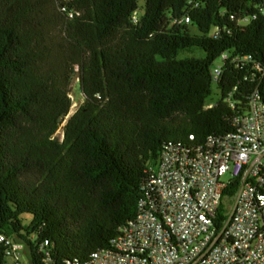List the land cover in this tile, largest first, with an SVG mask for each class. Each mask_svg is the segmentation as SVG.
<instances>
[{
  "label": "trees",
  "instance_id": "16d2710c",
  "mask_svg": "<svg viewBox=\"0 0 264 264\" xmlns=\"http://www.w3.org/2000/svg\"><path fill=\"white\" fill-rule=\"evenodd\" d=\"M139 2L0 0V234L30 246L33 264L112 248L162 152L231 132L227 94L258 83L226 60L220 99L206 106L222 54L264 64V0H146L142 15ZM195 48L205 56L177 59ZM75 77L85 102L66 121Z\"/></svg>",
  "mask_w": 264,
  "mask_h": 264
},
{
  "label": "built area",
  "instance_id": "2783aa9c",
  "mask_svg": "<svg viewBox=\"0 0 264 264\" xmlns=\"http://www.w3.org/2000/svg\"><path fill=\"white\" fill-rule=\"evenodd\" d=\"M183 21L190 19L177 22ZM226 60L245 70V82H258L240 99L234 98L239 85L227 94L233 130L210 135L192 151L166 148L149 168L148 196L118 228L112 248L67 264H264V64L226 52L211 70L216 87ZM231 187L232 196L224 197ZM226 199L233 201L230 209L223 207ZM0 245L2 264H30L23 240L0 234ZM47 246L40 243L38 251L50 261Z\"/></svg>",
  "mask_w": 264,
  "mask_h": 264
},
{
  "label": "rangeland",
  "instance_id": "374dc122",
  "mask_svg": "<svg viewBox=\"0 0 264 264\" xmlns=\"http://www.w3.org/2000/svg\"><path fill=\"white\" fill-rule=\"evenodd\" d=\"M146 5V0H140L139 2V14L142 15L144 13V8ZM191 31L195 34H198V30L196 27H191ZM205 56V53L198 49H192L191 51H183L181 52L177 59H185V58H189V57H197V58H202ZM69 97L72 101V108L70 110V113L68 115V117L66 118V121L69 119L70 116H72L74 114V112L85 102V96L83 95L81 89H80V85H79V78L75 77L72 81V84L70 86V90H69ZM220 99V93L217 89V87L215 85H213L212 88V94L207 98L206 100V106H209L211 104L216 103L217 101H219ZM65 121V122H66ZM57 138H60L61 140L63 139V131L62 129H60L57 134H56ZM233 205V201L231 199H226L224 202L223 207H225L226 209H230V207ZM25 219L27 220V222H29L31 220L30 216H25ZM26 258L28 259L29 263L32 264V257H31V248L27 247L26 251Z\"/></svg>",
  "mask_w": 264,
  "mask_h": 264
}]
</instances>
